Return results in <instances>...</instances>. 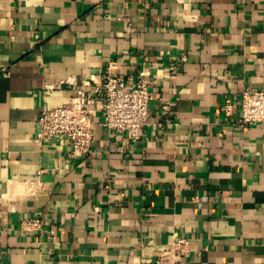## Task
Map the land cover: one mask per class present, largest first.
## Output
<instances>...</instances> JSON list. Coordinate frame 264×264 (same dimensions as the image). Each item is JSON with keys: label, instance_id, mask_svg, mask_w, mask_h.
Instances as JSON below:
<instances>
[{"label": "crops", "instance_id": "crops-1", "mask_svg": "<svg viewBox=\"0 0 264 264\" xmlns=\"http://www.w3.org/2000/svg\"><path fill=\"white\" fill-rule=\"evenodd\" d=\"M107 70L146 73L140 138L98 113L91 153L37 144L40 110ZM244 89L264 90V0H0V264H264Z\"/></svg>", "mask_w": 264, "mask_h": 264}, {"label": "built area", "instance_id": "built-area-1", "mask_svg": "<svg viewBox=\"0 0 264 264\" xmlns=\"http://www.w3.org/2000/svg\"><path fill=\"white\" fill-rule=\"evenodd\" d=\"M172 68V67H171ZM89 80H92L90 82ZM89 78L84 86L74 88L68 101L58 107L40 110L35 142L43 145L49 140H62L67 144V154L84 156L92 152L95 139L96 115L101 113L99 125L116 133H124L132 141L140 138V130L149 124L150 92L146 73L140 70L134 82L123 74L102 72L97 79ZM232 102L222 106L230 115ZM239 127L264 121V90L244 89L239 104ZM187 243L185 238L176 239L174 247Z\"/></svg>", "mask_w": 264, "mask_h": 264}]
</instances>
